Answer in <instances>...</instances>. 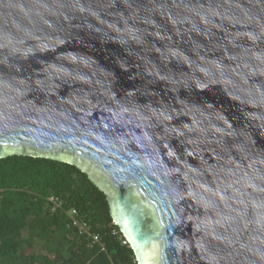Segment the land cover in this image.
Wrapping results in <instances>:
<instances>
[{"label": "water", "instance_id": "obj_1", "mask_svg": "<svg viewBox=\"0 0 264 264\" xmlns=\"http://www.w3.org/2000/svg\"><path fill=\"white\" fill-rule=\"evenodd\" d=\"M77 168L135 264H264V0H0V160Z\"/></svg>", "mask_w": 264, "mask_h": 264}, {"label": "trees", "instance_id": "obj_2", "mask_svg": "<svg viewBox=\"0 0 264 264\" xmlns=\"http://www.w3.org/2000/svg\"><path fill=\"white\" fill-rule=\"evenodd\" d=\"M51 196L61 202L53 211ZM72 210L85 233L71 226ZM0 264L135 262L105 196L83 173L64 163L13 156L0 160Z\"/></svg>", "mask_w": 264, "mask_h": 264}, {"label": "built area", "instance_id": "obj_3", "mask_svg": "<svg viewBox=\"0 0 264 264\" xmlns=\"http://www.w3.org/2000/svg\"><path fill=\"white\" fill-rule=\"evenodd\" d=\"M48 202L51 204V210H55L60 208L61 202L54 199V197H50L48 199ZM68 217L70 219V224L73 228H76L80 234L85 233L86 226L84 223H81L77 218V213L75 210H72L69 212ZM92 240L95 242L97 239L95 237H92Z\"/></svg>", "mask_w": 264, "mask_h": 264}]
</instances>
